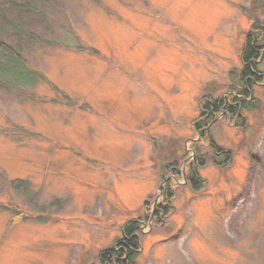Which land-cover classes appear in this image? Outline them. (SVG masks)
<instances>
[{
  "label": "rangeland",
  "instance_id": "rangeland-1",
  "mask_svg": "<svg viewBox=\"0 0 264 264\" xmlns=\"http://www.w3.org/2000/svg\"><path fill=\"white\" fill-rule=\"evenodd\" d=\"M24 1L0 0V31L26 33L0 37L37 73L0 81V264H99L134 220L135 264H264L262 78L239 118L195 127L238 97L264 0Z\"/></svg>",
  "mask_w": 264,
  "mask_h": 264
},
{
  "label": "trees",
  "instance_id": "trees-1",
  "mask_svg": "<svg viewBox=\"0 0 264 264\" xmlns=\"http://www.w3.org/2000/svg\"><path fill=\"white\" fill-rule=\"evenodd\" d=\"M14 5L19 6L21 10H28V8L31 7L30 3H27L24 0H13ZM3 32L0 31V36L6 35V30H13L18 35L26 34L25 31H23V26L16 21H7L2 26ZM264 50V22L260 23L257 20L255 23L252 24L251 28L247 31L246 40L241 48L240 51V62H241V69L238 72L239 81L241 83V87L237 89L238 95L243 94L246 96L247 91L251 90L253 85H255V82H259L262 78V82L264 81V76H259V71L257 69L258 61L261 57V52ZM262 61L264 60V51L262 52ZM26 61L21 52L13 45L7 44L3 38L0 37V81L8 84V85H15V86H24L27 85L29 82H17L16 79V71L20 73L22 70L25 75L31 77V84L35 80L36 72H33L29 70L26 67ZM12 75V79L7 78V75ZM31 86V85H30ZM232 101H240L242 103H227L225 106V114L228 118L231 120H234L235 118H239V113L243 109H249L250 103H244V100H241L240 97H232ZM224 103H220L219 107L222 106ZM218 107V108H219ZM228 114V115H227ZM208 126V119L204 118L203 120L198 121L195 124L196 129H202L203 127ZM204 136V134H203ZM205 136V139L209 142V145L212 147L213 152L216 154L220 152V147L213 143L210 137ZM228 154V153H227ZM226 154V155H227ZM230 154V153H229ZM204 158V157H203ZM227 158H231V154L227 155ZM228 159H225L229 161ZM223 162V165H220V167H224V164L227 163ZM203 162L201 161V158L199 160L192 161L190 163V185L191 190L194 193H197L199 191L204 190L206 180L203 178H200L199 172L196 169V166H199ZM167 168L170 169V165H166ZM169 166V167H168ZM218 167V166H217ZM172 196V192L168 191L167 195L165 196V201L168 202L169 198ZM168 206V205H167ZM166 203L165 205H160L156 210V214L159 215V213L164 212L166 209ZM23 218V214H20ZM139 229V224L136 222H130L127 223L123 228V234L130 238L131 243L136 244V237L135 232ZM124 240H128V239ZM122 239V238H120ZM114 256H117V259L114 258ZM122 250H120L118 253L115 251L114 246H111L107 248L106 250L102 251V254L99 257V264H135L136 259V253L135 251H128V256L126 257V260H122Z\"/></svg>",
  "mask_w": 264,
  "mask_h": 264
},
{
  "label": "flooded vegetation",
  "instance_id": "flooded-vegetation-1",
  "mask_svg": "<svg viewBox=\"0 0 264 264\" xmlns=\"http://www.w3.org/2000/svg\"><path fill=\"white\" fill-rule=\"evenodd\" d=\"M264 51V50H263ZM262 51V52H263ZM262 52H261V58L259 61L262 60ZM256 84H260V82H255ZM207 103H210L209 105H203V108H201V115H203L204 118L208 119L209 125L213 120L217 118V113H218V101L212 100L208 101ZM207 128V127H206ZM154 214V213H153ZM127 237L122 234V239H119L115 244H114V249L118 253L120 250H122V257L126 258L128 256V251L135 250V243H131L130 238H127L128 240H124ZM115 259H117V256H114ZM125 261L126 259H122Z\"/></svg>",
  "mask_w": 264,
  "mask_h": 264
}]
</instances>
